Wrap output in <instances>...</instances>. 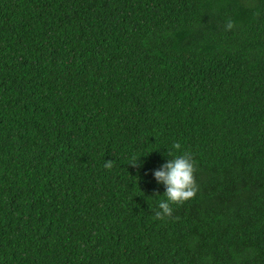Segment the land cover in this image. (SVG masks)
I'll use <instances>...</instances> for the list:
<instances>
[{"label": "trees", "instance_id": "obj_1", "mask_svg": "<svg viewBox=\"0 0 264 264\" xmlns=\"http://www.w3.org/2000/svg\"><path fill=\"white\" fill-rule=\"evenodd\" d=\"M0 264H264V0H0Z\"/></svg>", "mask_w": 264, "mask_h": 264}, {"label": "clouds", "instance_id": "obj_2", "mask_svg": "<svg viewBox=\"0 0 264 264\" xmlns=\"http://www.w3.org/2000/svg\"><path fill=\"white\" fill-rule=\"evenodd\" d=\"M234 26V21L230 18L226 21L225 30H230ZM173 148L176 150L181 149V144L176 142L173 144ZM168 156H172L169 152ZM134 167L142 166V162L139 161V157L133 156L129 161ZM114 165L112 160H106L104 167L111 169ZM196 171L195 161L190 153L184 152L183 155L173 156L168 159L166 163L161 165L160 168L154 170V177L158 183L165 185V192L163 193L167 197V201L159 202V209L161 211L155 212L157 219H163L165 216H171L173 209L171 204H182L190 198H194L198 186L194 178V172Z\"/></svg>", "mask_w": 264, "mask_h": 264}]
</instances>
